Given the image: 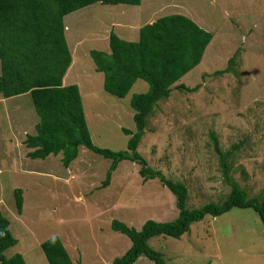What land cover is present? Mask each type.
<instances>
[{"label":"rangeland","instance_id":"rangeland-1","mask_svg":"<svg viewBox=\"0 0 264 264\" xmlns=\"http://www.w3.org/2000/svg\"><path fill=\"white\" fill-rule=\"evenodd\" d=\"M170 14L187 16L213 38L201 63L176 83L195 90L172 89L157 104L137 152L165 179L187 187L188 209L221 203L230 186L213 149L214 134L223 152L237 146L231 176L250 198L257 197L264 192V0L96 3L65 17L71 47L80 41L66 83L80 85L91 140L98 148L126 150L129 137L123 129L136 131L130 99L146 93L148 85L137 80L121 99L106 93L89 50L109 52L107 30L137 41L140 27ZM233 56V71L224 72ZM21 100L23 109L33 110L29 96ZM12 104H0V211L17 240L3 253L6 259L20 254L26 264H48L40 245L57 236L73 264H112L131 246L111 230L113 219L136 230L147 220L176 219L175 197L159 179L143 182L139 166L130 161H122L104 187L110 160L85 147L67 169L61 154L26 158L23 144L9 142L10 120L17 114ZM17 189L23 198L20 215ZM148 244L165 264H264V226L250 208L205 216L178 239L158 236ZM135 264L153 262L141 257Z\"/></svg>","mask_w":264,"mask_h":264},{"label":"trees","instance_id":"trees-1","mask_svg":"<svg viewBox=\"0 0 264 264\" xmlns=\"http://www.w3.org/2000/svg\"><path fill=\"white\" fill-rule=\"evenodd\" d=\"M139 6L141 0H0V95L10 98L28 94L38 117L35 131L26 135L23 145L30 159H46L61 154L64 168L77 158L80 147L110 160L102 186L107 187L112 173L122 161L139 166L143 182L159 179L176 199L178 215L169 222L147 220L140 230L113 219L111 230L126 236L131 246L112 264H135L145 257L153 264H165L160 252L150 248L149 241L158 236L178 239L189 232L192 224L205 216L217 218L233 208L253 209L264 226V192L250 198L231 176L232 150L223 152L214 134H210L220 170L230 191L221 203H208L188 209V189L180 182L165 179L153 170L137 152L147 120L157 104L169 98L172 89L193 92L176 85L197 67L213 35L187 16L170 14L139 28L137 41H126L111 30L109 52L89 50L95 71L103 76V90L124 98L137 80L147 83L148 91L135 94L129 105L134 111L135 133L123 129L129 137L126 150L111 151L96 147L87 127L83 110V93L78 84H65L64 78L73 61V50L67 45L64 18L93 4ZM114 27V26H112ZM75 49L74 52L76 54ZM234 56L228 61V72ZM233 71V70H232ZM16 210L23 209L22 192H14ZM17 240L10 223L0 211V264H26L20 254L5 258L3 253ZM41 250L48 264H73L63 242L51 237L42 242Z\"/></svg>","mask_w":264,"mask_h":264},{"label":"crops","instance_id":"crops-1","mask_svg":"<svg viewBox=\"0 0 264 264\" xmlns=\"http://www.w3.org/2000/svg\"><path fill=\"white\" fill-rule=\"evenodd\" d=\"M66 30H67V26H66ZM65 37H66V41H67V45L69 46V48L71 49V44L69 43L68 41V38L66 36V33H65ZM80 41H77V42H72V50L79 46ZM73 64H74V57H73V61L71 63V66L70 68L67 70V73L65 75V78H64V83L65 84H70V83H66V79L68 77V74H69V71L70 69L73 67ZM77 84V83H76ZM79 86V84H78ZM26 96H29L28 94H24V95H19V96H15V97H10V98H3L1 95H0V104H7V103H13V114H15V117L13 115V119L10 120V124H9V142H14V144H17L19 143L20 145L23 144V141L26 137V135L28 134H32L30 131H29V127H31L33 129V131H35V125L37 124V120H36V116H33L35 115V111H34V108L33 110H28V108H25L28 112L26 113L25 109H23V106L20 105V104H23L22 100L21 99H24L26 98ZM16 99H19V100H16ZM20 102V104L18 103ZM33 106V105H32ZM33 113V114H32ZM35 113V114H34ZM28 114V115H27ZM32 118V120H31ZM31 122V126L28 125L30 124ZM25 147V146H24ZM29 150L25 151V157L27 156V153ZM27 158V157H26Z\"/></svg>","mask_w":264,"mask_h":264}]
</instances>
